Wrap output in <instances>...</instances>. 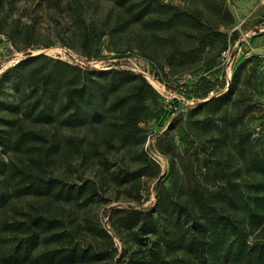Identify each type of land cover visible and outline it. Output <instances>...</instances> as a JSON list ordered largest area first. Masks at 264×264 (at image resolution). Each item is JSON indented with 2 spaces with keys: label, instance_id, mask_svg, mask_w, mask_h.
<instances>
[{
  "label": "trees",
  "instance_id": "16d2710c",
  "mask_svg": "<svg viewBox=\"0 0 264 264\" xmlns=\"http://www.w3.org/2000/svg\"><path fill=\"white\" fill-rule=\"evenodd\" d=\"M4 1L0 0V11ZM53 1L61 9V0ZM75 1L80 3L74 18L79 52L88 61L98 59L107 33L98 30L95 24H87L83 0ZM105 1L113 3L122 14L119 25L138 26L155 42L167 40L171 44L176 33H194L197 48L175 50L176 57L184 63L199 62L205 50L215 47L217 41L221 43L217 57L228 50L219 27H212L201 9H185L162 0ZM196 1L222 22L233 24L227 0ZM36 31L33 24L17 26L14 36L22 39L25 49H31L35 47ZM167 33L170 39L164 38L163 34ZM241 69L234 72L228 92L219 97L212 96L219 88L206 74H184L174 86H169L179 99L167 102L159 114L174 124L181 122V106L189 101V88L193 87L200 100L210 101L198 104L191 115L207 111L209 116L203 128L210 130L215 118L234 100L242 98ZM150 83L132 70L91 71L44 55L30 56L2 74L0 148L2 152L25 156L27 163H6L0 154V212L14 200L25 197L68 203L85 196V204L93 203L99 195L96 185L82 186L74 193V189L52 179V168L64 141L67 148L80 151L82 138H65L63 132L93 134L109 128L106 137L109 145L117 140L126 147L142 148L138 155L141 169L122 170L115 174V179L131 185L132 194L141 201L142 179L159 180L155 188L156 202L151 207L115 210L110 214L112 230L116 234L129 233L138 246L137 252L124 251L116 264H264V241L248 244L249 231L264 237V150L259 152L241 142L238 144L239 157L245 161L243 183L232 178L234 172L227 170L229 166L225 162L210 159L214 189L208 188L209 184L202 185L198 177H189L186 190L180 191L178 197L167 193L162 169L145 149L149 137L142 127L152 116L153 106H158L159 99ZM162 149V142L156 140L155 150L167 159ZM215 166L218 170H214ZM237 175L240 178L241 171ZM112 215L120 217L113 222ZM162 218L166 222L165 235L147 248L143 244L145 237L162 234L159 228ZM98 233L111 241L108 250H78V230L69 231L63 220L36 215L26 221H10L2 215L0 245H6V250L0 253V264L115 263L117 249L112 236L105 230ZM9 243L15 246L9 247Z\"/></svg>",
  "mask_w": 264,
  "mask_h": 264
},
{
  "label": "rangeland",
  "instance_id": "374dc122",
  "mask_svg": "<svg viewBox=\"0 0 264 264\" xmlns=\"http://www.w3.org/2000/svg\"><path fill=\"white\" fill-rule=\"evenodd\" d=\"M162 1L185 9L203 10L207 22L212 27H219V32L226 38L227 52L217 57L221 48L220 41H217L215 47L205 50L199 62L184 63L176 57L175 50L179 48L180 51H189L197 48L194 33H176L171 44L167 40L155 42L138 26L119 25L122 14L113 3L83 0L87 24H95L98 30L107 33L101 44L100 57L88 61L79 52L80 43L75 36V8L80 3L61 0V9H58L53 0H5L0 11V77L30 56L40 55L91 71L110 68L132 70L151 82L159 95L158 106H153V114L142 128L149 137L148 146H153L156 140L163 144L162 151L167 159L163 156L165 169H162L161 177L166 181V192L178 197L180 191L186 190L189 177H198L202 185L209 184L208 188L214 189V171L210 159L225 162L229 166L227 170L235 173H232V178L242 181L245 178V161L239 157L238 144L241 142L248 149L254 148L259 152L264 150V0H227L233 24L222 22L196 0ZM32 24L37 29L35 47L25 49L22 39L16 34L14 36V31L17 26ZM163 36L170 39L168 33ZM123 55L125 57H121ZM239 68H242L240 80L243 96L234 100L215 118L210 130L203 128L209 116L207 111L191 115L198 104L201 106L210 100H200L193 87L189 88V101L186 100L185 106H181V122L174 124L173 120L159 114L160 109L173 100L175 95L169 86H174L184 74H206L219 88L212 96L219 97L228 92L234 72ZM223 82L226 83L224 87ZM108 131L109 128H101L93 134L86 131L63 132L65 138H82L80 151L67 148L64 141L52 168V179L74 189V193L82 186L96 185L99 195L93 203L85 204L83 195L78 201L71 200L68 203L25 197L11 202L6 210L0 212V216L5 215L10 221H26L36 215L63 220L69 231L78 230V250H108L111 241L98 233L105 230L112 236L114 248L117 249L113 264L120 261L124 251L137 252L138 246L130 239L129 233L123 231L116 234L112 230L109 216L115 210L151 207L156 202L155 188L159 180L153 177L142 179V201L136 194H132L131 185L117 181L115 174L122 170L137 172L141 169L138 155L142 148L126 147L117 140L109 145L106 138ZM96 145L99 147L96 148ZM2 151L0 148L6 163H27L25 156ZM214 170H218V167L215 166ZM239 171L240 178L237 175ZM113 217L115 222L120 216ZM159 228L162 234L145 237L144 246L150 248L164 237V218ZM257 241H264V237L258 232L249 231L248 244ZM14 246V243H9V247ZM3 250H6V245L2 244L0 253Z\"/></svg>",
  "mask_w": 264,
  "mask_h": 264
},
{
  "label": "built area",
  "instance_id": "2783aa9c",
  "mask_svg": "<svg viewBox=\"0 0 264 264\" xmlns=\"http://www.w3.org/2000/svg\"><path fill=\"white\" fill-rule=\"evenodd\" d=\"M188 79H190V77H188ZM172 99H179V97H177L176 95H174V97H172ZM146 151L148 152L150 158L157 163L161 169H165V159L163 156H161L156 150H155V144H153V146H148V143L146 145ZM167 166V163H166Z\"/></svg>",
  "mask_w": 264,
  "mask_h": 264
},
{
  "label": "water",
  "instance_id": "95a60500",
  "mask_svg": "<svg viewBox=\"0 0 264 264\" xmlns=\"http://www.w3.org/2000/svg\"><path fill=\"white\" fill-rule=\"evenodd\" d=\"M208 101H210V100H208Z\"/></svg>",
  "mask_w": 264,
  "mask_h": 264
}]
</instances>
